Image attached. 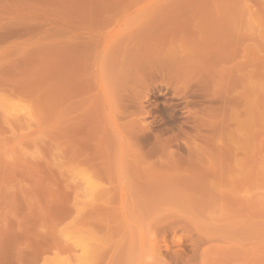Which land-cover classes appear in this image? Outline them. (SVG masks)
Here are the masks:
<instances>
[{
    "label": "rangeland",
    "instance_id": "obj_1",
    "mask_svg": "<svg viewBox=\"0 0 264 264\" xmlns=\"http://www.w3.org/2000/svg\"><path fill=\"white\" fill-rule=\"evenodd\" d=\"M0 264H264V0H0Z\"/></svg>",
    "mask_w": 264,
    "mask_h": 264
},
{
    "label": "bare ground",
    "instance_id": "obj_2",
    "mask_svg": "<svg viewBox=\"0 0 264 264\" xmlns=\"http://www.w3.org/2000/svg\"><path fill=\"white\" fill-rule=\"evenodd\" d=\"M163 97H164V96H163ZM153 100H154V99H153ZM160 101H161V100H160ZM164 101H165V100H164ZM168 101H169V100H168ZM170 101H171V100H170ZM170 101H169V102H170ZM180 101H182V100L180 99ZM165 102H166V101H165ZM155 103H156V102H155ZM161 103H162V101H161ZM163 103H164V102H163ZM170 103H171V102H170ZM170 103H167V104L170 105ZM152 104H153V103H152ZM152 104H150V105H152ZM156 105H157V104H156ZM158 105H159V103H158ZM162 105H163V104H162ZM169 105H167V107H168ZM172 105H173V104H172ZM175 105H177V103H176ZM153 107H154V106H153ZM153 107H152V108H153ZM164 107H165V106H162L161 108L163 109ZM170 107H171V108H170ZM157 108H158V113H157L158 115H159V113H161L162 111L165 112V110H161V111H160V109H159L160 106L157 107ZM157 108H153V109L155 110V109H157ZM168 108L172 109V106L170 105ZM168 108L165 107L166 110H167ZM170 109H168V111H166V112H169L168 114H169L170 117H171V115H173V114H171V113H173V110H172V112L170 113V111H171ZM173 109H174V106H173ZM150 110H151V109H150ZM169 110H170V111H169ZM155 111H156V110H155ZM155 111H154V112H155ZM159 111H160V112H159ZM151 112H153V110H152ZM157 114H156V115H157ZM165 114L167 115V113H164V115H165ZM151 115H152V114H151ZM161 115H163V112H162ZM161 115H160V116H161ZM166 115H165V116H166ZM169 115H167V116L169 117ZM162 117H163V116H162ZM168 117H167V118H168ZM155 118H156V117H155ZM171 119H173V117L169 118V120H168V119H166V120H168V121H172ZM166 229L168 230L169 233L171 232V231H169V228H168V227L165 228V230H166ZM170 229L174 230L173 228H170ZM166 232H167V231H166ZM168 232H167L166 234H168ZM173 232H174V231H173ZM160 233H162L161 230H160ZM163 233H165V232H163ZM166 234H164V235H166ZM158 236H159V235H158ZM160 237H161L162 239H161ZM160 237H159V239H161L160 241H162V240H164V241H166V242L168 241V240H165V239H164L165 237L167 238L168 235H167V236H164V237H163V236H160ZM162 243H163V242H162Z\"/></svg>",
    "mask_w": 264,
    "mask_h": 264
}]
</instances>
